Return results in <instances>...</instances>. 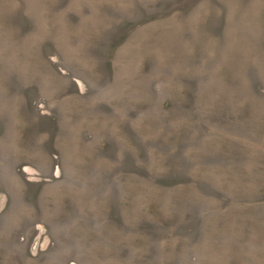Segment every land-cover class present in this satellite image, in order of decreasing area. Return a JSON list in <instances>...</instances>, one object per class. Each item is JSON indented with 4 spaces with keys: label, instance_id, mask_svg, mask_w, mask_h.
<instances>
[{
    "label": "rangeland",
    "instance_id": "1",
    "mask_svg": "<svg viewBox=\"0 0 264 264\" xmlns=\"http://www.w3.org/2000/svg\"><path fill=\"white\" fill-rule=\"evenodd\" d=\"M0 264H264V0H0Z\"/></svg>",
    "mask_w": 264,
    "mask_h": 264
}]
</instances>
